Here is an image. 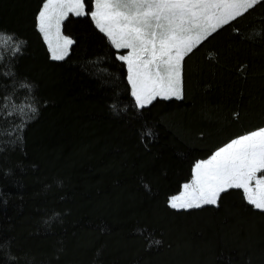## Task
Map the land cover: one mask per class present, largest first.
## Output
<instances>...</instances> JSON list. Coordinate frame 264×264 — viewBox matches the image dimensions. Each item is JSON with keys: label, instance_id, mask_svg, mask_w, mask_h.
I'll list each match as a JSON object with an SVG mask.
<instances>
[{"label": "trees", "instance_id": "obj_1", "mask_svg": "<svg viewBox=\"0 0 264 264\" xmlns=\"http://www.w3.org/2000/svg\"><path fill=\"white\" fill-rule=\"evenodd\" d=\"M43 3L0 0V30L26 42L0 62V264H264V212L242 190L169 206L197 160L264 127V0L186 56L183 99L141 110L90 16L64 21L75 42L50 58ZM33 97L21 143L12 129Z\"/></svg>", "mask_w": 264, "mask_h": 264}, {"label": "snow or ice", "instance_id": "obj_2", "mask_svg": "<svg viewBox=\"0 0 264 264\" xmlns=\"http://www.w3.org/2000/svg\"><path fill=\"white\" fill-rule=\"evenodd\" d=\"M260 3L262 0H88L86 7L85 0H44L37 15V27L50 58L60 61L69 55L75 42L62 35L63 22L69 14L90 16L112 47L128 50L116 58L126 65L131 96L135 108L141 110L158 98L183 99L185 56L218 29ZM25 43L14 33L0 30V62L6 59V54L22 55ZM5 74L14 75L10 70ZM23 87L30 91L34 88L29 83ZM32 100L27 111L20 109L26 119L12 129L21 133L16 137L21 143L24 126L38 114V101L35 97ZM112 108L119 114L116 104ZM153 135L150 128H144L142 138L150 139ZM258 173H264V127L240 135L206 159L197 160L191 169V180L182 185L179 195L169 198V206L177 210L219 207L221 194L237 189L242 190L247 204L264 212V174Z\"/></svg>", "mask_w": 264, "mask_h": 264}, {"label": "crops", "instance_id": "obj_3", "mask_svg": "<svg viewBox=\"0 0 264 264\" xmlns=\"http://www.w3.org/2000/svg\"><path fill=\"white\" fill-rule=\"evenodd\" d=\"M231 22H232V21H230L229 24H230ZM227 25H228V24H227ZM225 26H226V25H224L223 27H225ZM223 27H221L220 29H222ZM220 29H218L217 31H219ZM217 31H216V32H217ZM213 34H214V33H213ZM204 41H205V40H204ZM204 41H202L199 45H201ZM199 45H198V46H199ZM198 46H197V47H198ZM197 47H196V48H197ZM196 48H194V49H196ZM194 49H193V50H194ZM185 58H186V56H185ZM185 58H184V60H185ZM183 74H184V61H183V66H182V80H183ZM183 96H184V88H183ZM254 130H258V129H254ZM254 130H252V131H254ZM249 132H251V131H249ZM247 133H248V132H247ZM247 133H244V134H247ZM261 174H264V173H258V175H261Z\"/></svg>", "mask_w": 264, "mask_h": 264}, {"label": "rangeland", "instance_id": "obj_4", "mask_svg": "<svg viewBox=\"0 0 264 264\" xmlns=\"http://www.w3.org/2000/svg\"><path fill=\"white\" fill-rule=\"evenodd\" d=\"M70 15H72V14H69V16H70ZM69 16H68V17H69ZM63 23H64V22H63ZM62 35H64V34H63V26H62ZM72 45H73V44H72ZM72 45L70 46V50H71ZM116 50H117V49H116ZM119 51L121 52L120 54H126L128 50H126V49H122V50H119ZM69 53H70V52H69ZM120 54H119V55H120ZM66 58H67V57H66ZM60 61H61V60H60ZM158 99H159V98H158ZM261 175H262V174H261ZM180 210H182V209H180Z\"/></svg>", "mask_w": 264, "mask_h": 264}]
</instances>
